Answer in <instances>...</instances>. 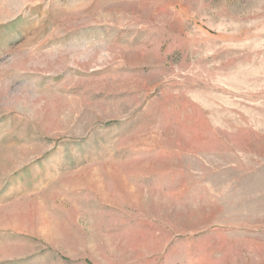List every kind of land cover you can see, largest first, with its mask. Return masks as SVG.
<instances>
[{
	"label": "rangeland",
	"instance_id": "rangeland-1",
	"mask_svg": "<svg viewBox=\"0 0 264 264\" xmlns=\"http://www.w3.org/2000/svg\"><path fill=\"white\" fill-rule=\"evenodd\" d=\"M0 264H264V0H0Z\"/></svg>",
	"mask_w": 264,
	"mask_h": 264
}]
</instances>
